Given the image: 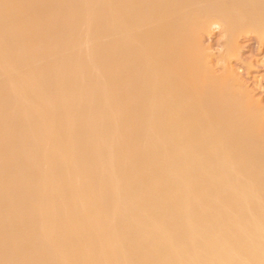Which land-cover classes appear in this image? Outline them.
<instances>
[{"label": "bare ground", "instance_id": "obj_1", "mask_svg": "<svg viewBox=\"0 0 264 264\" xmlns=\"http://www.w3.org/2000/svg\"><path fill=\"white\" fill-rule=\"evenodd\" d=\"M217 24L231 54L264 0H0V264H264V113Z\"/></svg>", "mask_w": 264, "mask_h": 264}, {"label": "rangeland", "instance_id": "obj_2", "mask_svg": "<svg viewBox=\"0 0 264 264\" xmlns=\"http://www.w3.org/2000/svg\"><path fill=\"white\" fill-rule=\"evenodd\" d=\"M222 30V27H220V32L213 31L212 28V30L206 32L207 34L204 33L201 36V48L203 49L205 56H209V59L208 56L207 59L212 61V63H210L212 65L210 66L209 64V66L214 69L213 71H215V74L218 76L225 75L226 70H233L232 72H234L233 75L235 78L241 85L244 84L243 89L249 92L248 94L251 97L249 95L248 96L252 101H255L258 104L262 110V113H264V94H259L257 92V88L255 87L257 78L261 75H264V69H261V62L264 60V36L258 37L254 33L240 35V37L237 38L236 47L234 50L231 49L232 52L234 51L231 53L233 55H231L229 52L230 49L225 51L227 44L224 46L226 40L225 37H223ZM216 47L222 48L223 52L218 53L215 51L214 49ZM225 56L227 57V60L224 59ZM228 56L230 57L228 58ZM217 61L219 62L220 67L216 65ZM241 68L244 69L243 73L239 71Z\"/></svg>", "mask_w": 264, "mask_h": 264}, {"label": "clouds", "instance_id": "obj_3", "mask_svg": "<svg viewBox=\"0 0 264 264\" xmlns=\"http://www.w3.org/2000/svg\"><path fill=\"white\" fill-rule=\"evenodd\" d=\"M213 31L220 32V26L218 24L217 25H214L213 26ZM219 39H220V37H219ZM214 50L217 51L218 53H222L223 52V49L222 48H219V47H216ZM216 65L218 67H220V64H219L218 61H217ZM261 69H264V60H262V62H261ZM239 71L241 73H243L244 69L241 68ZM255 87L257 88V92L259 94H264V75H261L260 77L257 78Z\"/></svg>", "mask_w": 264, "mask_h": 264}]
</instances>
